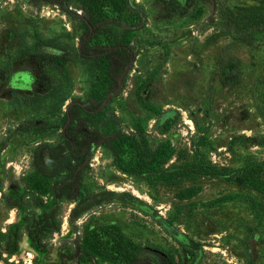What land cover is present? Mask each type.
Segmentation results:
<instances>
[{
    "label": "rangeland",
    "instance_id": "rangeland-1",
    "mask_svg": "<svg viewBox=\"0 0 264 264\" xmlns=\"http://www.w3.org/2000/svg\"><path fill=\"white\" fill-rule=\"evenodd\" d=\"M84 4L0 0V235L23 234L20 249L11 255L6 247L0 264L59 263L62 239L112 226L156 262L168 255L174 264H264V217L250 203L264 204V195L232 176L264 161V143L256 142L264 137V0L101 5L111 32L90 45L122 43L134 58L123 88L92 123L135 135L163 162L129 172L122 165H135L136 149L124 147L116 158L94 144L78 199L85 210L71 223L78 201L53 195L56 178L36 181L32 156L39 143L63 140L69 106L108 88L104 60L82 53ZM198 163L221 174L184 172ZM55 208L60 230L40 229L42 246L27 227ZM94 255L97 264H114Z\"/></svg>",
    "mask_w": 264,
    "mask_h": 264
},
{
    "label": "trees",
    "instance_id": "trees-1",
    "mask_svg": "<svg viewBox=\"0 0 264 264\" xmlns=\"http://www.w3.org/2000/svg\"><path fill=\"white\" fill-rule=\"evenodd\" d=\"M35 2L40 0H33ZM71 2L72 0H66ZM87 20H84L87 31L84 38L86 42L82 48L83 55L95 59H103V69H99L108 84L104 96L118 87V80L126 70L127 65L134 58L131 48L122 43H115L110 46L90 45L91 38L111 32L109 20L101 9L103 3L114 5L116 10L122 11L124 0H83ZM121 2V3H120ZM90 38V39H89ZM108 51L101 55H94L98 52ZM260 90L264 99V77L259 81ZM103 96V97H104ZM103 97H96L86 105L73 104L70 107L68 116L71 121L65 129L62 141L57 143H39L33 152L32 169L35 180L57 179L53 185V195L57 199L78 201L83 189V168L91 155V148L95 145H104L111 149L116 158L121 156L124 147L136 149L135 165L129 168L122 165L129 172L145 171L155 163H162V152L160 150L142 149L138 137L132 134L117 132H105L104 128L92 123L91 117L103 112L106 108L97 110L103 103ZM111 101V100H110ZM110 103V102H109ZM264 143V137L260 139ZM139 166V167H138ZM220 170L214 165L198 163L184 170L186 173H199L203 175L217 176ZM233 178L255 191L264 195V161L252 160L242 168L235 171ZM251 206L255 211L264 217V204L250 199ZM13 206H19L14 201ZM40 204V203H39ZM36 203V206H39ZM85 208L81 201H78L70 213V222L75 223L84 212ZM57 209L49 210L43 216L38 225L27 233L32 237L34 234L39 243L44 245L42 229L45 232L55 233L60 230V223L56 222ZM115 227L91 228L85 232L84 237L78 235L75 239H62L58 247L61 262L56 264H97L94 254L107 258L114 264H174L172 257L165 255L158 262L143 254L142 248L123 231L112 230ZM41 229V230H40ZM23 234L18 231H8L0 235V241L6 238L5 243L0 246V260L4 259V250L8 254H14L20 249V242ZM7 262V261H6Z\"/></svg>",
    "mask_w": 264,
    "mask_h": 264
},
{
    "label": "water",
    "instance_id": "water-1",
    "mask_svg": "<svg viewBox=\"0 0 264 264\" xmlns=\"http://www.w3.org/2000/svg\"><path fill=\"white\" fill-rule=\"evenodd\" d=\"M124 77H125V73H124V74L120 77V79H119V86H118L117 90H116V91H112V92H110V93L107 95L106 99L104 100V102L102 103V105H101V107L98 109V111L101 110L102 108H104V107L110 102V100H111L115 95H117L118 92L123 88ZM79 103L82 104V105H84V103H82V102H79ZM69 109H70V106L68 107V112H69ZM70 121H71V116H69L68 124L70 123ZM68 124H67V126H68ZM67 126H66V128H67Z\"/></svg>",
    "mask_w": 264,
    "mask_h": 264
},
{
    "label": "flooded vegetation",
    "instance_id": "flooded-vegetation-1",
    "mask_svg": "<svg viewBox=\"0 0 264 264\" xmlns=\"http://www.w3.org/2000/svg\"><path fill=\"white\" fill-rule=\"evenodd\" d=\"M86 42V41H85ZM85 42H84V44H85ZM84 44H83V46H84ZM83 46H82V48H83ZM108 51L106 50V51H104V52H98V53H95L94 55H100V54H104V53H107ZM120 79V78H119ZM118 86H119V80H118ZM118 88V87H117ZM82 105V104H81ZM71 107V106H70ZM69 111H70V109H69ZM69 113V112H68ZM70 116V115H69Z\"/></svg>",
    "mask_w": 264,
    "mask_h": 264
}]
</instances>
